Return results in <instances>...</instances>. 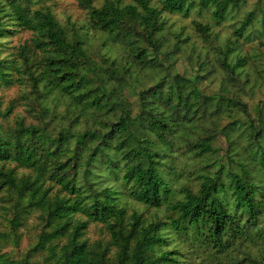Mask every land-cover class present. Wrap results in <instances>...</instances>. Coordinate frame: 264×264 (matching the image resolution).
<instances>
[{
    "label": "trees",
    "instance_id": "trees-1",
    "mask_svg": "<svg viewBox=\"0 0 264 264\" xmlns=\"http://www.w3.org/2000/svg\"><path fill=\"white\" fill-rule=\"evenodd\" d=\"M75 1L86 19L65 25L37 0H0V264H264V100L202 92L198 68L170 70L189 37L158 38L162 12L211 7L219 22L241 0ZM251 18L215 51L231 85ZM30 219L28 250L6 255ZM91 223L105 237L89 240Z\"/></svg>",
    "mask_w": 264,
    "mask_h": 264
},
{
    "label": "rangeland",
    "instance_id": "rangeland-1",
    "mask_svg": "<svg viewBox=\"0 0 264 264\" xmlns=\"http://www.w3.org/2000/svg\"><path fill=\"white\" fill-rule=\"evenodd\" d=\"M121 1L127 3L131 0ZM92 2L98 6L102 0H93ZM149 2L157 7L160 6V0H149ZM35 5L48 7L60 24H80L86 19L85 10L78 7L75 0H37ZM210 11L211 7L203 8L200 11L192 7L187 15L162 12L164 23L158 38L163 46L170 48L174 40L173 35L177 32H181L182 36L189 37V41L179 44L178 51L172 54L170 70L190 74L191 70L195 72L199 69L197 74L201 77L197 81V86L202 92L209 93L223 88L231 89L251 111L256 101L264 100V35L259 33V18L264 14V0H241L236 6L231 7L219 22H214L211 19ZM247 13H250L252 18L251 23L244 30L246 39H240L235 51L229 55L228 59L230 64L236 55H243L247 59V64L241 70L240 78L245 77V79L242 81L243 86L240 87L235 84L231 85V82L227 80V74L215 60V51L222 48L226 40L231 38L233 28L239 25ZM194 22L208 25V34L197 31L194 28ZM14 42V38H8V44ZM12 91H14L13 88L8 94L11 95ZM229 119L230 117L226 114L221 119L220 125L225 124ZM235 134L236 132L233 133L234 136ZM216 143L221 150L225 148V142L220 135H218ZM178 153L180 152L177 151L174 162L177 167H181V165L185 167L188 159L181 157ZM229 156L232 157V155ZM257 156L258 154H255L252 158ZM115 184L119 187L118 183L115 182ZM118 201L126 205L127 211L132 208L143 209V206L133 201L125 191L121 196L118 195ZM33 222L30 219L27 222V228L21 229L20 240L16 247L6 246L2 249L6 255L10 251L12 256L19 258L26 253L34 240ZM100 228L99 224H89L85 236L89 240L105 237ZM182 260L184 264H193L189 256ZM205 263L204 261L203 264Z\"/></svg>",
    "mask_w": 264,
    "mask_h": 264
}]
</instances>
